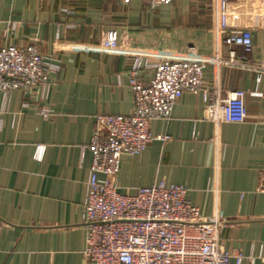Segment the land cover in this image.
<instances>
[{
	"label": "crops",
	"instance_id": "crops-1",
	"mask_svg": "<svg viewBox=\"0 0 264 264\" xmlns=\"http://www.w3.org/2000/svg\"><path fill=\"white\" fill-rule=\"evenodd\" d=\"M229 9L230 28H252L251 52L217 35L216 0H0V48L37 43L60 66L46 85L0 93V264H85L89 143L99 112H134L137 55L146 79L165 58L208 59L204 87L249 91L248 116L216 123L207 93L185 91L151 122L168 138L122 155L120 189L185 185L202 216L225 221L222 244L244 255L230 264H264V94L250 93H264V0H229ZM109 29L117 50L101 48Z\"/></svg>",
	"mask_w": 264,
	"mask_h": 264
},
{
	"label": "built area",
	"instance_id": "built-area-1",
	"mask_svg": "<svg viewBox=\"0 0 264 264\" xmlns=\"http://www.w3.org/2000/svg\"><path fill=\"white\" fill-rule=\"evenodd\" d=\"M171 1L151 3L156 6ZM216 13L217 35L224 36L227 44L242 45L246 52H251L253 30L230 28L229 0H216ZM119 46L118 31L109 29L101 48L117 50ZM142 57H135L130 71L134 112L96 115L89 143L93 160L84 203L85 264H230L233 256L241 263L244 255L232 253L221 242L225 221L219 215L202 216L188 198L185 185L159 181L132 194L120 189L118 176L124 153H142L154 139L168 138L153 135L151 122L169 117L185 91L207 93L206 114L216 123L245 121L249 91L236 89L222 95L216 87L210 92L203 85L209 60L193 56L162 59L154 64L155 74L146 79L142 75ZM234 57L233 52L230 60L234 61ZM221 61L215 57V63ZM59 67L47 59L37 43L4 46L0 48V93L7 96L16 89L28 91L46 85L50 72ZM261 67L264 69V64ZM250 93L264 94L259 89ZM43 151L44 146L40 145L39 158Z\"/></svg>",
	"mask_w": 264,
	"mask_h": 264
}]
</instances>
